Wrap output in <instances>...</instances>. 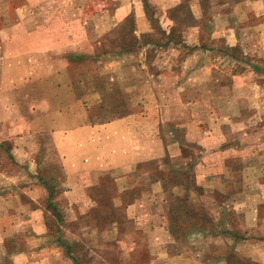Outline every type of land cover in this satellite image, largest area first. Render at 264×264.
I'll list each match as a JSON object with an SVG mask.
<instances>
[{
    "label": "rangeland",
    "instance_id": "rangeland-1",
    "mask_svg": "<svg viewBox=\"0 0 264 264\" xmlns=\"http://www.w3.org/2000/svg\"><path fill=\"white\" fill-rule=\"evenodd\" d=\"M35 1L0 0V96L18 98L0 107V264H262L243 253L264 260V1ZM43 27L78 51L25 85ZM40 93L72 97L49 103L72 125H159L170 155L69 182L49 135L24 133Z\"/></svg>",
    "mask_w": 264,
    "mask_h": 264
},
{
    "label": "crops",
    "instance_id": "crops-1",
    "mask_svg": "<svg viewBox=\"0 0 264 264\" xmlns=\"http://www.w3.org/2000/svg\"><path fill=\"white\" fill-rule=\"evenodd\" d=\"M35 3H37L35 0H26L27 5H34ZM27 5L25 6V10H30L31 8H28ZM27 14H29V17H32L31 21H36L34 20L33 13ZM36 19L38 20V18ZM52 34L53 32L45 27L29 30L26 33V37L30 38L31 41L39 42L40 45L27 48L23 51L26 54L27 60L24 63L25 65H21L20 67L25 69L24 71L27 74L25 85L30 83L42 86L43 77L48 75L45 71L47 70L46 68L58 66L59 63V61L57 62V58L54 59V62L49 58H53V56L65 50L72 53L78 51V47L73 43L74 41L71 44L67 43V41L62 42L58 39V35ZM2 40L4 41V39ZM64 66L65 63L63 64ZM13 83L16 85V81L10 83V85ZM5 92L7 94L3 97L0 96V107L7 108L11 112L8 114L10 117L11 115L15 116L18 106L16 104L11 106V104L15 101L13 100L14 98L18 99L15 94L16 86L12 85ZM57 94H52L49 97L43 95V93L30 96L25 95L26 103L24 109L25 113L30 117L26 116L27 121H25L24 133H37L41 137H44L43 134L46 133L49 135L53 149L56 155H58L64 170L63 172H65L66 180L69 182L72 181L74 183L80 176H90L95 172L103 174L115 169L126 172L130 168L133 170L132 168L146 160L160 159L166 154L170 155V145L168 147L164 146L160 136L157 135L160 133L159 125L155 133L154 130H148L145 126L139 127L134 124L132 116H128L127 114L102 124L78 122V124L72 125L76 122L73 121L71 114L64 112V110H55V108H53L55 113L50 110L49 103L52 104L55 100H73L72 97L62 98V96H57ZM7 102L9 107H7ZM3 115L8 117L7 113H3ZM46 190L48 189L46 188ZM154 191L157 196L165 195L162 194V189ZM138 202L137 200L136 203ZM152 227L154 229L166 230L169 244L177 241V238L168 232V226L165 222L161 221L159 224L149 225V228ZM130 242L133 245L138 244L135 241ZM241 242L251 243L252 241L246 236V239L237 241L238 245ZM243 255L252 262L264 264V260L258 259L256 254L250 249L246 250ZM174 256L176 257L177 255ZM198 264H228V262L224 257H220L216 260H202Z\"/></svg>",
    "mask_w": 264,
    "mask_h": 264
},
{
    "label": "trees",
    "instance_id": "trees-1",
    "mask_svg": "<svg viewBox=\"0 0 264 264\" xmlns=\"http://www.w3.org/2000/svg\"><path fill=\"white\" fill-rule=\"evenodd\" d=\"M230 264V263H229Z\"/></svg>",
    "mask_w": 264,
    "mask_h": 264
}]
</instances>
